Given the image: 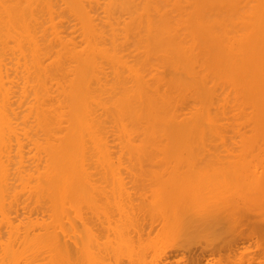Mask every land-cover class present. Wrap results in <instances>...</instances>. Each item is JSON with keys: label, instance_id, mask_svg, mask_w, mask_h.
<instances>
[{"label": "bare ground", "instance_id": "obj_1", "mask_svg": "<svg viewBox=\"0 0 264 264\" xmlns=\"http://www.w3.org/2000/svg\"><path fill=\"white\" fill-rule=\"evenodd\" d=\"M229 165L264 183V0H0V264L209 239Z\"/></svg>", "mask_w": 264, "mask_h": 264}, {"label": "rangeland", "instance_id": "obj_2", "mask_svg": "<svg viewBox=\"0 0 264 264\" xmlns=\"http://www.w3.org/2000/svg\"><path fill=\"white\" fill-rule=\"evenodd\" d=\"M230 166V168L232 169V171L231 172H234L233 174H234V178L236 177L237 179H239L240 178V175H239V173H241L242 174V176H241V178L239 179V180H237L236 178H235V181L237 180V181H239V183L238 182H236V184H237V187H236V189L238 188H240L239 190L240 191H238L237 193H239V195H237V197H236V195L234 194V193H236V189H235V184L233 183V182H235V181H229V182H232L233 183V185H231V183L229 184H227V182L226 181H228L227 179H232V177H233V174H231L230 176H225V173L227 172L226 170H228V166L226 167V166H224V167H226V168H224V169H222L223 170V172H222V176H220V177H223L224 176V180L223 181H225L224 182V185L222 184V183H219V184H222V187H226L227 186V188L224 190V192H227V195H226V193H224L226 196H227V198L224 196V198L220 201L221 203H222V205H221V203L219 202V204H218V202H217V206H222V210H223V213H225V210H226V212H229V210L231 211V212H229L230 214H232V215H234L235 213H237L238 211H239V213L240 214H243L242 213V211L244 212V214H245V211L247 210V212H249V213H246V215L245 216H243V219H242V221L239 223V225H238V223L237 224H235V226H234V222H232V220H233V218H234V220L236 219L235 217H231L230 218V216H232V215H230L229 216V218H228V216L226 217L227 219V221L224 219V221L225 222H227V224H225V225H231L232 226V224L231 223H233V226L232 227H230L229 229H223V230H219V231H217V234H214L213 236H211V235H209V237L210 238H212V239H208V238H206V240L205 239H203L204 238V236H202L201 238H198V236H194L193 238H195V237H197V238H195V239H193L192 238V240H182L183 241V245L181 246V247H179V248H175L171 243H169L168 242V244H166V242H167V240L165 241V243L163 242L164 240H162L161 242H159V247H158V250L157 249H155V246L153 247L154 249H153V251L150 249V250H148V249H146V252H145V259L143 260V259H141V261H140V258H142V256L141 257H139V259L137 258V257H133V259H132V256L130 257L131 259H129L128 258V256H126L125 254L126 253H128L127 251H126V253L124 252V255L122 256L123 257V259H120L121 257H119V260H115V259H113V258H110V260L109 261H112L113 263H115V264H117L119 261H121L122 260V262L121 263H119V264H162L163 262L165 263V264H264V207H262V206H264V203L262 204V202H261V204H256V203H260V200L262 201V200H264V185H261V184H264L263 183V181H261V180H258L260 177V175H261V169H259V167L257 168L256 167V169H255V171L258 169V172L260 173H258V172H253V176H255V174L257 175V177H253L252 176V174H249V175H251L252 177H253V179H251V178H249V179H251V180H254V178L256 179L255 180V182L253 183V182H250L249 181V179L247 178V177H250V176H247V175H244L243 176V173L242 172H244L245 171V168L247 167V166H245V168H242V166L241 167H239V166H237V167H239V168H242V170L244 169V171H241V169H239L240 170V172H238V171H236V169H234V171H233V168H235L236 166H231V165H229ZM210 167V169L212 168V167H216V168H212L213 169V171H211V170H206V172H204L205 171V169L207 168L208 169V167H206V168H204V169H202V168H199L200 170H204V171H202L203 173H201V171H199L198 170V168L197 169H195V170H197V171H195V174H196V172H197V174L199 175V178H205L204 179V181L202 180L201 182H203L202 183V186L206 183H208V182H210L212 179H214L215 180V182H217V180H221L222 181V178H219V175L216 173L215 174V176L217 177H215V178H211L210 177V175H209V173H211V175L213 174V172H214V170H216L217 169V167L218 166H209ZM220 167V166H219ZM244 167V166H243ZM221 168H222V166H221ZM189 169V168H188ZM218 169H220V168H218ZM217 169V171H221V170H218ZM230 169V170H231ZM248 169V168H247ZM237 170H238V168H237ZM189 172H191V171H189ZM209 172V173H208ZM216 172V171H215ZM214 172V173H215ZM229 172V171H228ZM227 172V173H228ZM230 172V173H231ZM201 173V174H200ZM219 174H220V172H218ZM187 174V176H188V173H186ZM191 174V173H190ZM205 174H208L209 176H208V178H211V180L209 181V180H207V176L205 175ZM235 174H238V175H235ZM204 175V176H203ZM164 177L165 179L168 177V175L166 176V174L164 175H161L160 177ZM171 176V175H170ZM195 176V175H194ZM197 176V175H196ZM162 177V178H163ZM198 177V176H197ZM245 177L247 178V180L245 179ZM161 178V179H162ZM188 178H189V176H188ZM196 178V177H195ZM199 178H197V179H199ZM219 178V179H218ZM226 178V179H225ZM161 179H159V180H157L156 182H153L154 184H153V186L154 185H157V184H159L160 182L159 181H161ZM192 179H194V178H192ZM196 179V180H197ZM201 180V179H200ZM207 180V182H205ZM243 180H246L247 181V183L246 184H254V186H255V191L257 192H254V193H256V194H253L252 192V194L250 195V194H248V195H246L245 194V192L247 193V192H249L248 191V186L246 187V185H243L244 184V182H243ZM222 181V182H223ZM249 181V182H248ZM258 181H261L260 183V187H259V185L257 186V183H258ZM201 182H200V184H201ZM205 182V183H204ZM242 182H243V184H242ZM211 183V182H210ZM209 183V184H210ZM213 183V184H212ZM212 183H211V185H206V186H214V181H212ZM255 183H256V185H255ZM227 184V185H226ZM242 184V185H241ZM130 185V184H129ZM152 185V184H151ZM160 185V184H159ZM158 185V186H159ZM196 185V184H195ZM216 185V184H215ZM229 185H231V188H233L234 187V189L232 190V191H235L232 195H234V197H232V199L234 198L235 199V197H236V199L235 200H232V199H229L228 197H230L231 196V194L230 195H228V191H227V189H228V187H230ZM233 186V187H232ZM243 186V187H242ZM257 186V187H256ZM154 187H156L157 188V186H154ZM224 187V188H225ZM224 188H222V189H224ZM231 188H229V189H231ZM259 188V189H258ZM228 189V190H229ZM230 191V190H229ZM259 192V193H258ZM230 193V192H229ZM236 193V194H237ZM250 193V192H249ZM241 194V195H240ZM242 196V197H241ZM241 198V200H240V198ZM239 198V199H238ZM263 198V199H262ZM245 200V201H244ZM233 201V202H232ZM236 201V202H235ZM225 204H224V203ZM234 203V204H233ZM224 204V205H223ZM228 204V205H227ZM232 204V205H231ZM236 205H238V208L236 209V210H238V211H234V210H232V209H235V207H236ZM253 205H255V208H254V206ZM259 208H258V207ZM260 206H261V208H260ZM213 207L215 208V210H217V212H218V210L219 211H222L219 207L217 208L216 207V205L214 206L213 205ZM212 207V208H213ZM241 208L243 209H245V211L244 210H241ZM258 208V209H257ZM241 210V211H240ZM234 211V213H232ZM239 213H237V214H239ZM241 215H240V217H242ZM237 217V216H236ZM148 218V220L149 221H151L152 219H149L150 217H147ZM146 218V219H147ZM228 219H229V222H228ZM154 220H156V219H154ZM231 220V221H230ZM237 220H238V218H237ZM223 221V222H224ZM155 222H157V223H155ZM153 224H154V226L152 227V228H148L149 226L151 227V225H148V227H146V229H145V231H144V233H143V241L144 242H147L152 236H155V234H156V232H155V230L157 231V228H158V226H156V224L158 225V221L156 220ZM224 222V223H225ZM157 227V228H156ZM149 229H152V230H150L149 232H148V230ZM154 230V231H153ZM150 234V235H148V233ZM154 232V233H153ZM145 234V235H144ZM110 236H112V235H110ZM200 236V235H199ZM207 236V235H206ZM148 237H149V239H148ZM208 239V240H207ZM194 240V241H193ZM208 241L210 242V243H208ZM207 242V243H206ZM160 243H163V244H160ZM201 243V244H200ZM202 243L204 244V245H202ZM166 244V245H165ZM207 244V245H206ZM170 245H172V246H170ZM161 246V247H160ZM202 246L203 247H206V250H205V252H202L201 253V249L200 248H202ZM163 247V248H162ZM151 248V247H150ZM157 248V247H156ZM160 248V249H159ZM176 249V251H175V249ZM184 249V250H183ZM151 251V252H150ZM159 251H161L160 253H159ZM167 251H170V252H167ZM183 251H185L183 254H182V252ZM198 251V252H197ZM174 252V253H173ZM153 253H155L154 255H153ZM193 253V254H192ZM208 253H209V255H208ZM157 254V255H156ZM163 254H165V255H163ZM167 254H168V256H167ZM173 254V255H172ZM175 254V255H174ZM181 254V255H180ZM202 254H203V256H202ZM154 257H153V256ZM169 255H170V257H169ZM183 255V256H182ZM158 256V257H157ZM173 256V257H172ZM192 256H193V258H192ZM206 256V257H205ZM150 257V258H149ZM153 257V258H152ZM167 257V258H166ZM169 257V258H168ZM171 257L173 258V259H171ZM176 257V258H175ZM178 257V258H177ZM199 257H200V259H199ZM125 258V259H124ZM136 258V259H135ZM147 258V259H146ZM154 258H155V261H154ZM161 258V259H160ZM180 258V259H179ZM198 259L197 261H196V259ZM207 258V259H206ZM130 260V263H129V260ZM137 259H138V261H137ZM151 259H152V261H151ZM160 259V260H159ZM183 259V260H182ZM194 259V260H193ZM114 260V261H113ZM123 260H125V261H123ZM163 260V261H162ZM165 260V261H164ZM171 260V262H169ZM115 261H118V262H115ZM148 261V262H147ZM150 261V262H149ZM162 261V262H161ZM179 261V262H178ZM194 261V262H193ZM207 261V262H206ZM112 262L111 263H109L108 262V264H112ZM125 262V263H124ZM161 262V263H160ZM197 262V263H196Z\"/></svg>", "mask_w": 264, "mask_h": 264}]
</instances>
